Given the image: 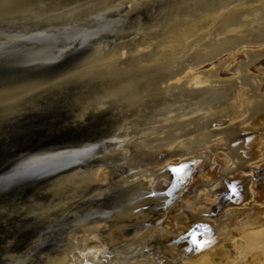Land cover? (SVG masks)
Instances as JSON below:
<instances>
[{
    "label": "bare ground",
    "instance_id": "bare-ground-1",
    "mask_svg": "<svg viewBox=\"0 0 264 264\" xmlns=\"http://www.w3.org/2000/svg\"><path fill=\"white\" fill-rule=\"evenodd\" d=\"M263 1L95 0L71 4L63 0H41L38 7L28 8L26 0H0V18L30 9L45 16L68 11L71 16L114 12L119 17L132 16L141 8L151 9L149 19L132 18L127 27L116 32L111 42H101L95 47L72 73L83 85L79 100L82 114L102 109L118 111L117 122L104 140L114 146L111 150L105 148L100 161L94 165L62 175L50 184L51 198L39 205V211L69 213L72 218L70 231L55 251L46 255L43 252L44 256L33 264H82L86 259L88 263L85 264H118L117 261L122 264H159L155 255L172 243L167 240V235L177 232L184 240L186 232L194 225H212L207 217H214L216 213L218 219L222 217L221 199L211 208L189 214L185 200L190 198V193H177L179 203H176V211L187 212L185 216L190 223L180 226L174 219L171 229L160 227L162 217L174 207L170 206L168 188L175 177L169 170L162 172L160 165L170 161L173 149L188 158L198 156L205 146L215 149L214 137L219 132L212 127L230 115L235 91L234 84L219 81L215 72L204 78L193 75L187 79V76L188 83L198 86L197 89L185 83L173 85L170 82L185 73L196 60L193 54H201L207 60L232 52L242 44L264 43ZM140 48L149 50L141 52ZM246 75L243 79L248 83L251 79ZM211 82L221 84L213 88L202 86ZM17 93L0 92V103L12 99ZM237 96L241 99L239 107L243 114L264 116V98L258 93L253 92L243 100V95L239 93ZM208 105L212 107L209 111L200 112ZM259 120L257 123L264 122V118ZM248 130L241 132L231 128L220 132L224 136L223 144L227 147L242 140ZM250 147L248 144L242 151L229 149L228 156L242 168L246 164L247 152L249 149L252 151ZM129 154L134 157L129 158ZM202 160L205 161L204 158ZM167 168L164 166V170ZM160 173L165 181L152 182L147 188L130 181L132 177H156ZM221 188L223 186L219 185ZM110 193L116 194L115 202L99 214L85 218L79 209L70 213L77 205ZM262 221L254 217L247 219L233 232L225 231L224 236L216 229L213 231L215 236L209 232V243L203 244V249L187 243L186 248L179 246L182 253L177 249L173 257L178 264H216L210 256L223 250L221 244L229 236L239 254L234 264H264ZM105 232L110 234L109 237H103ZM10 257L16 264H24L29 258Z\"/></svg>",
    "mask_w": 264,
    "mask_h": 264
},
{
    "label": "water",
    "instance_id": "water-1",
    "mask_svg": "<svg viewBox=\"0 0 264 264\" xmlns=\"http://www.w3.org/2000/svg\"><path fill=\"white\" fill-rule=\"evenodd\" d=\"M40 1L25 3L36 8ZM34 10L0 18V92H19L0 103V264H16L10 255L29 256L24 264H33L37 255L58 246L70 231L69 213H40L39 205L50 200L49 186L55 179L94 165L105 148L111 150L114 144L104 140L117 122L108 110L82 114L83 85L72 73L86 54L101 42H111L132 18L146 21L151 12L148 7L124 17L114 12L71 16L68 11L45 16ZM172 174L170 206L191 177L187 167L179 176ZM235 185L230 188L236 194L243 192L240 181ZM235 193L230 192L227 200L236 202ZM115 198V193L103 195L70 213L79 209L83 217L91 218ZM193 232L201 242L207 226L200 223L189 229L185 238L190 243Z\"/></svg>",
    "mask_w": 264,
    "mask_h": 264
},
{
    "label": "rangeland",
    "instance_id": "rangeland-1",
    "mask_svg": "<svg viewBox=\"0 0 264 264\" xmlns=\"http://www.w3.org/2000/svg\"><path fill=\"white\" fill-rule=\"evenodd\" d=\"M148 50L146 49L144 51V48H140L141 52H148ZM234 50L232 52H224L215 56L212 59L207 60L205 58H202L201 54H193L196 60L188 66L189 68L185 71V73L179 76V78L181 79L177 78L170 82V84L173 85L185 83L190 88L197 89L198 86H193L188 83V81L186 80L187 76V79H191L193 75L204 78L208 77L207 75H211L213 72H215L216 77L219 79V81L226 84H234L233 86L235 87L231 103V112L229 113L230 115L224 117L219 125L212 127V130L217 131V133L219 132V134L214 137L215 141L213 145L215 146V149L210 148V146H205L200 149V155L198 154V156H189V158L188 156H182L178 151L173 149L172 154L169 155L170 161L168 160L163 163L164 165H160V170L163 169L162 172H168V170L169 172H171V166L183 164L186 165L188 172L191 174L190 176L193 175L192 177L189 176L190 181H188V184L185 186V188L178 192V195L190 193V198L185 200V204L188 203L187 207L190 210L189 214H194L201 209L211 208V206H213L218 199H221L220 203L223 206V213L221 215L222 217L218 219L219 216H217L216 213L214 217L206 218L207 221L210 220L212 225L203 223L205 226H207V232L202 236L201 241V243L204 245L209 243V232L212 233L213 231H216V229L220 232L222 236H224L225 231L233 232L232 230L239 228L240 225L242 223H245L247 219L253 217L260 218L263 219L262 222H264V122L262 121L261 123H257V120H261L262 118H264V116H252V118L249 117L246 113L243 114V109L239 107V102L241 101V99L237 96L240 93L241 95H243V100L246 99V97H249V95L253 92H256L264 98V43H246L238 46ZM123 51L127 52L126 50ZM233 54H235V57L231 58ZM245 75L248 77V79H251V83L245 82V80L243 79ZM218 83L219 82H211L207 84L205 83L202 86L212 88L219 87L221 83ZM210 108L212 107L208 105L202 108L200 112L205 113L209 111ZM111 112L116 115L118 111L111 110ZM231 128L241 132H244L248 129H250V131L248 130L246 136H243L242 140L240 139L236 142H232L231 144H229V146L226 147L223 144L224 136L220 132ZM248 144L252 146V148L250 147L252 151L249 149V151L247 152L248 154L246 153L248 155L245 160L246 164L242 166V168H239V164L237 163V161H233L229 158V149H238L242 151L244 150V146H248ZM125 156L123 157V159L126 160L127 156ZM128 157L132 159L134 156H131V154H129ZM203 158L205 161L202 160ZM164 166H167L168 168L164 170ZM161 174L162 173H160L156 177H132L130 178V181L134 184H141L142 186L147 188L148 185L152 182L155 183L158 180L165 181V178L163 176H160ZM186 178L187 176H184L185 180ZM200 178L201 180L198 181ZM239 181L241 182V184H243V192L240 191L238 194H235L234 198L237 202L232 203V201L227 200L229 192H232L230 186H236V182ZM102 184L106 185V183ZM219 185L223 186V189H219ZM177 201L175 200L171 204L174 205V207L171 208L169 212L165 213L164 218L162 217L160 227L162 226L163 229H171L173 227L172 223L174 219H176L178 225L180 226H185L190 223V220L187 219L185 216L188 215L187 212L184 213V211L182 210L183 213H178L176 211V207H178V204L175 205V203H179ZM156 223L159 224V221H156ZM101 228L102 226H100V229ZM68 233L69 230L66 232L65 235H63V237L65 238ZM104 235L103 237H109L110 234L108 232H105ZM167 237V240L172 242L173 244L169 243L170 245L162 247V249L155 255L156 260L159 262V264H171L172 261L174 264H178V260L174 259L173 257V252L179 249V246H181L182 248H186V244L191 243L187 239H181L177 232H174L172 235L169 236L167 235ZM223 242L224 243L221 244V247L223 246V250L218 253H213L210 257L213 258L214 261H216V264H234V262H236L239 257L238 251L233 243L234 241L231 240V237L227 236L225 237V240ZM61 243H59V245ZM59 245L55 246L56 248L53 247L54 249L49 248L42 251L39 255L35 257V261H38V259L43 257L44 254L46 255V253L48 254L55 251L59 247ZM179 250H181L180 253H182V249ZM85 263H88L87 259L85 260V262H82V264ZM91 263L92 262H90L89 264ZM116 263L122 264L120 261H117Z\"/></svg>",
    "mask_w": 264,
    "mask_h": 264
},
{
    "label": "snow or ice",
    "instance_id": "snow-or-ice-1",
    "mask_svg": "<svg viewBox=\"0 0 264 264\" xmlns=\"http://www.w3.org/2000/svg\"><path fill=\"white\" fill-rule=\"evenodd\" d=\"M186 168V165H180L179 167H172L171 169H170V171L172 172V173H174V174H177L178 176H179V174L181 173V171L183 170V169H185ZM173 187H175V185H173ZM152 195H155V193H152ZM199 227V226H198ZM192 239H191V243L195 246V248H197V249H203V247H204V245L200 242V241H198L197 239H196V236H195V232H193L192 234ZM189 251H192V249H188Z\"/></svg>",
    "mask_w": 264,
    "mask_h": 264
}]
</instances>
